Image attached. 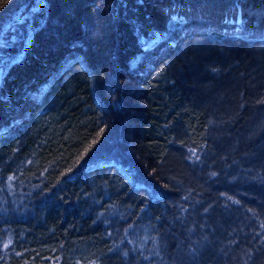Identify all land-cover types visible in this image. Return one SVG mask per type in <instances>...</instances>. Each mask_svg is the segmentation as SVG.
Here are the masks:
<instances>
[{
	"label": "trees",
	"instance_id": "trees-1",
	"mask_svg": "<svg viewBox=\"0 0 264 264\" xmlns=\"http://www.w3.org/2000/svg\"><path fill=\"white\" fill-rule=\"evenodd\" d=\"M41 1L0 80V264H264V0Z\"/></svg>",
	"mask_w": 264,
	"mask_h": 264
},
{
	"label": "rangeland",
	"instance_id": "rangeland-1",
	"mask_svg": "<svg viewBox=\"0 0 264 264\" xmlns=\"http://www.w3.org/2000/svg\"><path fill=\"white\" fill-rule=\"evenodd\" d=\"M44 10V3L36 0L29 5L20 8L7 22L0 28V80L7 70L9 63L17 60L25 48L32 42L34 30L38 27L35 21L42 19L35 16ZM36 24V25H35ZM157 38H142L145 47L152 46Z\"/></svg>",
	"mask_w": 264,
	"mask_h": 264
},
{
	"label": "water",
	"instance_id": "water-1",
	"mask_svg": "<svg viewBox=\"0 0 264 264\" xmlns=\"http://www.w3.org/2000/svg\"><path fill=\"white\" fill-rule=\"evenodd\" d=\"M25 56V54H22L15 62H19L23 59V57Z\"/></svg>",
	"mask_w": 264,
	"mask_h": 264
},
{
	"label": "bare ground",
	"instance_id": "bare-ground-1",
	"mask_svg": "<svg viewBox=\"0 0 264 264\" xmlns=\"http://www.w3.org/2000/svg\"><path fill=\"white\" fill-rule=\"evenodd\" d=\"M157 38V40L155 41V42H157L158 41V39H159V37L158 36H153L152 38ZM152 38H150V39H152ZM147 39V38H146ZM145 47V46H144ZM149 47H151V46H149ZM149 47H145V48H149ZM23 54H25V53H23ZM16 61V60H15Z\"/></svg>",
	"mask_w": 264,
	"mask_h": 264
}]
</instances>
